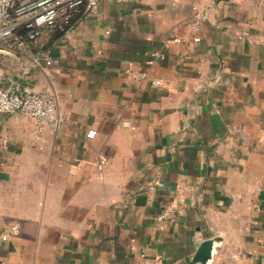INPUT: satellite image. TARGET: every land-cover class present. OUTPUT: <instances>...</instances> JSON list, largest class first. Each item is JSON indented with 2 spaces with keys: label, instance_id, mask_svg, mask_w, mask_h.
<instances>
[{
  "label": "crops",
  "instance_id": "0c3cea01",
  "mask_svg": "<svg viewBox=\"0 0 264 264\" xmlns=\"http://www.w3.org/2000/svg\"><path fill=\"white\" fill-rule=\"evenodd\" d=\"M254 35L264 0H101L47 32L32 49L54 65L15 77L52 93L62 123L35 143L33 118L0 114L10 139L0 234L21 225L0 239V264H199L207 239L208 264H264V39ZM155 50L166 57L149 65Z\"/></svg>",
  "mask_w": 264,
  "mask_h": 264
},
{
  "label": "built area",
  "instance_id": "2783aa9c",
  "mask_svg": "<svg viewBox=\"0 0 264 264\" xmlns=\"http://www.w3.org/2000/svg\"><path fill=\"white\" fill-rule=\"evenodd\" d=\"M101 0H0V114L21 113L35 120L33 129V140L35 143L45 141L47 135L57 132L62 123L58 110L56 97L49 92L33 91L23 86L15 77L5 71V62L13 64L16 71L28 74L31 65L40 66L46 70L55 63L52 55L47 49L33 52L32 47L38 46L41 38L51 31L64 33L73 25V21L82 13L87 3L95 8ZM122 1V0H118ZM243 36V35H241ZM264 39L260 35H254V42L260 43ZM182 39L175 37L173 42H180ZM200 41V38H195ZM170 41H165L169 47ZM166 55L155 50L147 64L152 65L157 60L165 59ZM29 61V62H27ZM6 62V63H7ZM137 81H144L148 74L143 71L127 70ZM155 85H162L161 80H154ZM129 125L128 122L124 123ZM87 136L93 138L95 131H90ZM10 139L2 133L0 124V147H7ZM108 163L105 155L99 156L98 169L101 177L104 167ZM5 167V161L0 156V170ZM161 185V184H159ZM154 189V185L140 187ZM168 217V211L157 217L163 221ZM20 223L10 224L6 232L0 234L2 241H8L12 236L19 235ZM132 249H135V240H132ZM145 255H143L144 257ZM146 264H166L161 257L148 260Z\"/></svg>",
  "mask_w": 264,
  "mask_h": 264
},
{
  "label": "water",
  "instance_id": "95a60500",
  "mask_svg": "<svg viewBox=\"0 0 264 264\" xmlns=\"http://www.w3.org/2000/svg\"><path fill=\"white\" fill-rule=\"evenodd\" d=\"M215 239H207L201 243L193 259V263L208 264L213 256Z\"/></svg>",
  "mask_w": 264,
  "mask_h": 264
},
{
  "label": "rangeland",
  "instance_id": "374dc122",
  "mask_svg": "<svg viewBox=\"0 0 264 264\" xmlns=\"http://www.w3.org/2000/svg\"><path fill=\"white\" fill-rule=\"evenodd\" d=\"M6 62L4 64L5 65L4 66L5 71L8 72V73H10V74H12V75H14L16 73V69H15L14 65L13 64H10V62H7V63Z\"/></svg>",
  "mask_w": 264,
  "mask_h": 264
}]
</instances>
